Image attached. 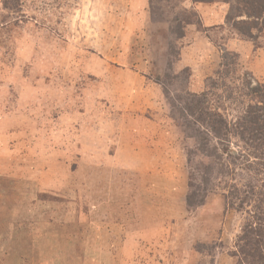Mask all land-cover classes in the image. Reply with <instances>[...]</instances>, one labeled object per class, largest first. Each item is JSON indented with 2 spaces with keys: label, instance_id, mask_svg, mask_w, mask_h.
I'll list each match as a JSON object with an SVG mask.
<instances>
[{
  "label": "rangeland",
  "instance_id": "obj_1",
  "mask_svg": "<svg viewBox=\"0 0 264 264\" xmlns=\"http://www.w3.org/2000/svg\"><path fill=\"white\" fill-rule=\"evenodd\" d=\"M11 1L0 0V264H237L244 215L225 195L248 173L213 175L190 206L211 159L172 102L187 85L236 120L264 86V31L243 38L223 3ZM225 52L238 58L229 74Z\"/></svg>",
  "mask_w": 264,
  "mask_h": 264
},
{
  "label": "trees",
  "instance_id": "obj_2",
  "mask_svg": "<svg viewBox=\"0 0 264 264\" xmlns=\"http://www.w3.org/2000/svg\"><path fill=\"white\" fill-rule=\"evenodd\" d=\"M18 1L11 2L16 5ZM192 3L227 5L225 22L245 39L256 41L264 31V0H192ZM176 27L179 36H183L180 32L183 26L178 24ZM231 55L223 53L218 72L225 70L229 74L231 67L236 66L238 58L236 54V58ZM183 70L175 76L166 73L161 80L167 82L168 78L185 76L189 69ZM211 86L218 87L217 83ZM187 88L184 86L182 95L178 96L179 103L172 102L173 108L180 112L178 117L183 120L185 133L197 139L198 151L211 159L203 186L191 182L187 202L190 206L205 202L213 175L231 177L240 169L246 171V180L232 182L225 195L227 205L244 215L242 231L236 238L232 255L238 259L237 264H264V86L258 84L250 89L254 103L236 120H229L219 109H213L206 93L191 92ZM233 145L243 149L234 150Z\"/></svg>",
  "mask_w": 264,
  "mask_h": 264
}]
</instances>
